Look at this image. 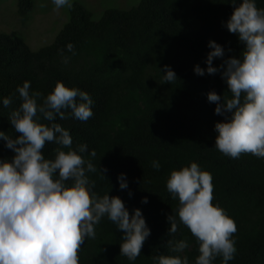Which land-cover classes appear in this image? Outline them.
I'll return each instance as SVG.
<instances>
[{
    "label": "trees",
    "instance_id": "1",
    "mask_svg": "<svg viewBox=\"0 0 264 264\" xmlns=\"http://www.w3.org/2000/svg\"><path fill=\"white\" fill-rule=\"evenodd\" d=\"M255 2L264 9V0ZM14 5L22 21L33 0H15ZM67 13L52 42L36 50L22 37L0 32V132L13 139L18 135L9 116L21 104L17 88L25 81L42 98L57 82L92 98L93 115L87 121L67 110V119L54 122L69 131L73 150L86 144L81 154L85 160L98 170L107 169L106 179L99 171L86 172L95 182L92 190L101 197L118 196L130 215L139 209L150 235L140 256L130 261L120 255L122 231L105 215L95 226V238L82 244L79 264H154L159 255L187 256L195 264L198 241L178 217V231L168 235L167 217L177 214L179 203L166 187L171 171L192 162L211 174L212 203L236 223V252L228 264H264V158L250 153L231 158L215 147V124L230 114L216 115V104L207 99L211 91L230 95L220 66L229 57L240 58L244 48L226 27L233 5L229 0H138L128 9L105 8L95 20L82 4L73 2ZM210 40L224 49V56L213 59L219 71L200 76L194 67L206 69ZM69 43L75 55L67 50ZM164 65L177 77L170 84L162 83ZM9 97L12 104L6 108L2 100ZM57 148L68 150L46 143L45 159H54ZM93 150L95 157L89 155ZM13 156L0 140V160ZM153 161L159 162L158 170ZM122 173L128 185L123 190L117 179ZM145 197L147 203L142 202ZM180 240L188 247L174 252ZM212 264H222V257Z\"/></svg>",
    "mask_w": 264,
    "mask_h": 264
},
{
    "label": "clouds",
    "instance_id": "2",
    "mask_svg": "<svg viewBox=\"0 0 264 264\" xmlns=\"http://www.w3.org/2000/svg\"><path fill=\"white\" fill-rule=\"evenodd\" d=\"M52 2L55 10L72 7L70 0ZM229 3L233 13L226 27L237 35L244 48L240 58L229 57L220 66L230 95L214 91L207 94L208 101L216 104V115L230 114L215 124V147L231 158L244 153L264 158V9L258 8L255 0ZM208 47L211 51L205 60L207 67L195 66L197 75L220 70L213 67V59L222 58L224 49L211 40ZM67 50L75 55L71 43ZM68 59L64 57V63ZM163 71L162 83L177 80L168 65L163 66ZM17 92L21 104L11 112L9 121L18 135L13 139L0 132V140L14 153L10 161L0 160V264H79L82 244L86 238H95V226L105 215L123 233L120 255L135 260L150 235L141 211L134 209L130 215L118 196L101 197L92 190L95 182L86 172L99 171L106 179L103 173L107 169L98 170L90 159L85 160L81 154L86 152V144L73 150L69 131L54 122L57 118L67 119V110L77 120L87 121L93 115L92 98L62 82H57L43 98L39 91H30L28 81ZM2 104L7 108L12 99L3 98ZM49 142L68 150L57 148L54 159H45L42 150ZM89 155L95 157L96 153L93 150ZM152 167L158 170L159 162L153 161ZM117 179L120 189H127L125 175L122 173ZM166 187L179 203L177 214L167 217L168 235L178 231V217L198 241L195 264H212L218 256L222 257V264H228L236 252L233 235L237 226L219 205L212 203L211 174L192 162L171 171ZM142 202L147 203V198H142ZM187 247V241L180 240L172 250L182 253ZM153 260L154 264H190L188 257L181 255H159Z\"/></svg>",
    "mask_w": 264,
    "mask_h": 264
},
{
    "label": "rangeland",
    "instance_id": "3",
    "mask_svg": "<svg viewBox=\"0 0 264 264\" xmlns=\"http://www.w3.org/2000/svg\"><path fill=\"white\" fill-rule=\"evenodd\" d=\"M88 9L96 20L105 8L128 9L138 0H70ZM15 0H0V32L20 36L32 50L48 45L67 20L65 6L55 10L52 0H33V6L21 21ZM21 18V19H20Z\"/></svg>",
    "mask_w": 264,
    "mask_h": 264
}]
</instances>
